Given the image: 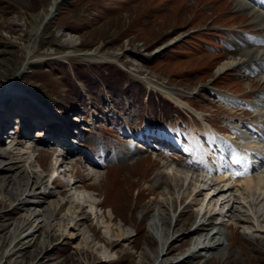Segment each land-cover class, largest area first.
Here are the masks:
<instances>
[{"label":"rangeland","instance_id":"1","mask_svg":"<svg viewBox=\"0 0 264 264\" xmlns=\"http://www.w3.org/2000/svg\"><path fill=\"white\" fill-rule=\"evenodd\" d=\"M51 1L0 0V106L6 108L0 111V127L15 123L20 111L7 103L15 88L51 107L49 113L37 111L39 107L26 96L17 98L19 103L10 101L32 111L29 130L34 119L42 127L36 131L39 124L35 125L9 151V143L0 137V155L9 153L0 157V182L5 180L0 188V264H264L263 217L254 213L243 217L234 209L226 212L227 206H220V200L214 199V205V200L205 202V195L202 202L205 190L195 195L198 189L184 183L182 177L174 181L165 166L175 162L172 165L186 172L189 158L137 152L120 160L117 155L128 151L130 142H137L138 131L141 138L140 129L146 122L154 133L176 137L179 130L185 142L209 149L212 155L220 152L208 142V131L211 136L215 133L203 121L204 132L199 114L193 115L191 109L192 113L182 111L142 80L146 87L141 76L179 95L177 90L183 91V99L218 129L229 130L230 123L238 121L260 125L264 105L255 100L264 81L260 77L241 79V69L224 70L215 79L222 62L242 54L224 50L225 30L251 29L252 17L238 11L236 0H55V9L46 16ZM88 50L112 55L113 60L99 62L77 54ZM210 92L253 100L249 101L252 105L262 107L261 113L255 111L253 116L260 114L262 119L252 118V108L240 110L236 103L229 105L226 97L220 100ZM59 119L64 121L62 128L46 134ZM62 133L70 135L73 147L61 138ZM222 136L240 140L228 133ZM18 141L22 144L15 145ZM217 142L222 152L230 151L231 142ZM84 147H89L91 155ZM255 150L264 160L261 149ZM62 151L72 157L67 159ZM202 158L197 159L204 162ZM64 159L68 162L60 164L56 174L74 160L76 173L59 175L67 181H83L74 180L79 187L71 192H65L66 186L57 178L51 181L55 163ZM256 170L264 175V162ZM95 173L99 179H94ZM26 175L36 180L44 206L54 210L50 228H38L39 222L28 218L18 199L25 193L16 200L8 193L14 186L12 178L25 180ZM165 188L174 195L167 193L168 199L162 201L164 226L154 228L152 220ZM241 189L245 196L244 187ZM252 191L263 198L264 183ZM72 192V199L84 201V209L71 201ZM198 202L206 204L209 211L215 207L220 217L195 218ZM61 217L64 222H59ZM198 220L203 232L216 231L212 230L215 224L223 244L197 251L201 246L194 245L197 235L190 231ZM218 237L212 242L217 243ZM194 246L195 250H190Z\"/></svg>","mask_w":264,"mask_h":264},{"label":"bare ground","instance_id":"2","mask_svg":"<svg viewBox=\"0 0 264 264\" xmlns=\"http://www.w3.org/2000/svg\"><path fill=\"white\" fill-rule=\"evenodd\" d=\"M54 2H55V0L51 1L50 6L48 8V13L46 16H48V14H51L52 10L55 9ZM235 5H236V8L238 9V11H241L242 13L245 11V12H247V16L249 18L252 17V23H253V24L251 23L252 25L256 24L258 26L257 27L256 25H254L255 30L257 27L258 31L260 32V34L255 39V41L257 42L258 45L254 46V41H252V44H250V46H247V44H249L248 42H249L250 38H247L243 35H239L238 38L235 40V43H236V46L238 48H241L239 53H242V54H240L239 58L235 57V58H231L230 61L222 62L217 67L216 71L220 72V71L229 70V69H242V68H243V70H245L246 68H248L250 62L255 63L259 67H261L259 69L260 71H264V45H262V44H264V13L256 10L255 8H253L251 6L250 3H247L245 1L236 0ZM250 22H251V19H250ZM77 54L78 55L81 54L83 56H86L87 59L89 58V60L91 59V60H96L99 62H110L109 60H113L112 55H108V54H104V53L98 54V52L96 50H88L86 52L77 53ZM68 55H74V54L69 53ZM258 66L256 68H259ZM252 72H254V71L252 70ZM241 76H242V78H245L244 74H242ZM260 78L264 81V75H261ZM140 79L143 80L144 82H146L147 85L150 88H152L151 90L154 89V91L157 90V92L158 91L162 92L163 94L162 93L161 94L163 96H165L166 98H168L169 100H171L173 103H175L179 106H182V105L183 106H189L186 102H183L182 97L185 95V93L183 91L181 93V90H177V91H180V95H179L176 92H172L171 90H167L165 88L158 87L157 85L152 84L150 82V80H148L146 77L141 76ZM159 83H162V82H159ZM162 84H164V83H162ZM208 86H207V88H208ZM218 97L220 100H223V98L226 97L228 99L226 101L227 104L232 105L233 103H236L238 105V107L241 109H247L248 110L249 108L250 109L252 108L254 110V112L256 111V113H261L260 111H262V107L255 105V104L252 105V102H249L246 100H243V101H245L247 103H243V101H239V100H237V98L232 97L231 94L222 93L221 95L218 94ZM255 102H258V103H261L262 105H264V100L262 98L256 99ZM248 105H250V107ZM192 111H194V110H192ZM42 112L45 113L46 111L42 110ZM263 116H264V112H263ZM232 120H234V119H232ZM205 124H207V123H205ZM241 125L242 126H240V123L234 125L235 126L234 128H236V132H237L236 139H240V141L243 140V141H241V143L239 145L240 149H238L237 147H234L232 153L228 154V155L223 153L222 151H220L219 153H217L215 155H212L209 152V149H206V150L200 149L198 146H195L196 144L193 145V143H191V142H189L187 144L182 143L180 141V138L178 140L174 141L175 145L179 146L181 148V150L184 151L185 154L191 155V156H196L197 158L198 157L204 158V162H206V165L204 166L202 171H199V172L194 171L192 169L193 167L189 166V168L186 169V172H184V171L180 172L175 167L176 165L174 166V165H172V163L165 166V168L167 169V171L170 172L174 181H175V179L180 180V178L182 177L184 179V183H187V185L191 184L190 186L194 189L197 188L198 190L196 191L195 195H200L202 190H205V191L207 190L206 195L209 197V199L205 200V202L213 201L214 199H217V200H220V203H219L220 206H223V207L227 206L226 212H228V211L235 212V211H233V209H234L243 217L248 216L250 213H254L255 217L257 216L260 219H262L261 217H263V219H264V197L260 198V195L256 196V193L254 191H252V187H258V185H260L261 183H264V175H259L258 173L254 172V169L252 168V163L250 160V158L253 157L252 155H254L255 149H261V151L264 153V130L262 129V127L264 126V120L261 121L260 125H256L255 123L254 124L253 123H243ZM207 126H208V128L210 127V125H208V124H207ZM60 128H62V127H60ZM39 129H41V128H39ZM1 130H4V128H2ZM214 133H216L215 130H214ZM195 139L196 138H193V140H195ZM207 140L211 144L212 147L215 146L213 137L208 133H207ZM248 142H250V143H248ZM17 144H22V142L18 141L15 145H17ZM235 145H237V144H235ZM16 149L17 148H15L14 153H17ZM216 149H218V148H216ZM72 153H73V151H72ZM76 153H77V150L75 151V154ZM5 155H9V153L5 152ZM5 155H0V157H4ZM235 160H239L240 162L234 163ZM63 162H68V161L64 159ZM55 164L58 165L60 163L56 162ZM73 164L76 165L75 162H73ZM213 164H214V166H212ZM56 165H55V169L57 167ZM221 168H225V170L222 171ZM237 170H241L242 172L244 171L246 174V175H244L245 178H243V179L235 178V175L233 173H235ZM190 171L192 172L191 174H189ZM63 174L66 175L64 172H63ZM55 178H58V177L55 176L54 179ZM99 178H100L99 174L95 173L94 179L96 180ZM87 179H91V176H89ZM13 182H14V186H12V188H10V187L8 188V193L10 194V196L13 199L15 198V200H16L17 197H19L20 193H25L26 195L23 198H18V199L25 206L27 212L29 213L28 218L33 219V221H35V222L38 221L39 222L37 224L38 228H40L42 226H46V227L50 228L52 226V224H51L52 220L50 218L52 217L54 210L50 206H44V202L42 201L41 193L37 192L39 187L37 186L36 180L34 178L30 177L29 175H26L25 180H22L21 178H16V177L12 178V183ZM4 185H5V180H2L0 182V188L4 187ZM77 186L79 187V185H76L75 182L71 181V182L66 184L65 192L67 190L70 191L71 189L76 188ZM174 187L177 188V184H174ZM242 187H244V189H245V192H246L245 196H244V193L242 192V189H241ZM168 189L169 188H165L164 190H166V191H163V192H165V194L160 193V195H159L161 201L158 200V202H157L156 211L154 213L155 216L152 220V226H154V228H157L158 226L159 227L164 226L165 218H163V216L162 217L160 216V211L163 209V204H162L163 202L162 201H165L166 199H168V198H166L167 193L170 196L174 195V194H171L168 191ZM214 191H215V193H214ZM73 194L74 193L72 192V195H70L71 201L73 203L76 202L75 204L77 206H79V208L84 209V207H85L84 201L83 200L78 201V200L72 199ZM194 198H195V196H193L191 199H194ZM217 200H214V202H213L214 205H217V202H216ZM203 201L204 200H202V202ZM66 203H67V200L64 201L62 205L65 206ZM236 203H238L240 206L239 207L234 206ZM196 205H197L198 211H197V215L195 218L199 217V218H201V220L203 218H205V219H207V218L211 219L212 218V216L210 217L208 213H210L213 209H215V207H213V209L211 211H209L206 204L204 205L203 203L198 202ZM171 206H172V204H171ZM240 219L242 220L243 218H239L238 221H240ZM257 219H255V220H257ZM201 220H198L196 227L193 228L192 231H190V233H194L197 235V237H196L197 239H195L194 245H200L201 246L200 248L197 249V251L198 250L202 251L205 249L208 250L211 248H215L216 246H218L220 244L222 245L223 242H220V239H221L220 238V232L218 231L217 226L210 222L213 225L212 230L215 229L216 231H214L212 233L200 231L199 228L203 224L201 222ZM60 221H62V217L59 218V222ZM62 222H64V220ZM69 223H66V224L63 223V226H65V225L68 226ZM175 224H176V222H175ZM206 224H208V223H206ZM60 225H61V223H59V225H57V226L59 227ZM74 225H76V223H73L72 226H74ZM23 226H25V225H22L21 227H23ZM198 230H199V232H198ZM217 236H219L217 239V243H213L212 241ZM120 240H121V238H120Z\"/></svg>","mask_w":264,"mask_h":264},{"label":"snow or ice","instance_id":"3","mask_svg":"<svg viewBox=\"0 0 264 264\" xmlns=\"http://www.w3.org/2000/svg\"><path fill=\"white\" fill-rule=\"evenodd\" d=\"M240 161L239 160H235L234 163H239ZM234 175H244L245 172H241V171H237L235 173H233Z\"/></svg>","mask_w":264,"mask_h":264},{"label":"water","instance_id":"4","mask_svg":"<svg viewBox=\"0 0 264 264\" xmlns=\"http://www.w3.org/2000/svg\"><path fill=\"white\" fill-rule=\"evenodd\" d=\"M49 17H47L43 22H46L48 20Z\"/></svg>","mask_w":264,"mask_h":264}]
</instances>
